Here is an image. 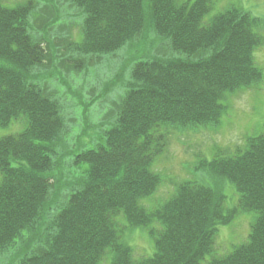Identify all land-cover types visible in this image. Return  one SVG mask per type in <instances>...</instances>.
<instances>
[{
    "label": "trees",
    "instance_id": "trees-1",
    "mask_svg": "<svg viewBox=\"0 0 264 264\" xmlns=\"http://www.w3.org/2000/svg\"><path fill=\"white\" fill-rule=\"evenodd\" d=\"M66 1L83 19L81 41L67 31L54 38L66 28L56 7L0 0V128L27 122L0 137V264H100L108 250L112 264H264V131L206 163L236 188L233 208L198 179L153 210L141 203L161 182L152 165L167 132L218 125L225 95L263 80L254 58L263 19L230 4L206 21L213 0ZM151 27L185 56L134 62L112 126L93 147L81 142L93 131L79 130L71 150L73 107L82 103L71 101L66 79ZM248 211L256 213L248 240L218 254L219 227ZM120 215L148 230L152 256L134 257Z\"/></svg>",
    "mask_w": 264,
    "mask_h": 264
},
{
    "label": "rangeland",
    "instance_id": "rangeland-1",
    "mask_svg": "<svg viewBox=\"0 0 264 264\" xmlns=\"http://www.w3.org/2000/svg\"><path fill=\"white\" fill-rule=\"evenodd\" d=\"M5 1L16 4L26 0ZM181 1L194 2L195 0ZM213 1L214 8L207 15L206 21L230 4H237L254 16L263 19L259 33L264 37V0ZM35 4L40 7L50 4L61 12L59 24L65 25L66 28L54 31L55 39H59L58 32L67 31L73 36L78 35L75 39L81 41L82 34L79 31L83 19L78 17L76 7H70L66 0H35ZM144 10L148 23L151 15L147 1H145ZM50 11L55 12L53 9ZM39 22L40 20L36 21L38 28ZM62 37L67 38L65 34ZM184 56L183 53L173 50L170 41L159 36L151 27L143 32L139 39H134V42L125 45L122 49L111 54L94 56L93 63L88 64L86 69L79 74H70L66 82L73 91L71 101L74 104L82 103L73 107L75 121L72 126L73 137L69 142L71 150L78 147L76 138L79 130L88 127L93 131L92 135L84 136L81 140L85 147H93L100 142V134L112 126L115 120L114 113L117 110L115 101L119 100L122 91L124 92L127 88L134 62L154 57L169 59ZM254 58L264 74V43L254 51ZM223 105L225 110L218 125L198 126L183 132L172 129L167 132L166 147L152 165V170L160 176L161 182L153 194L141 201L149 210L157 208L171 198L178 184L189 179L204 181L224 194L227 207L233 208L237 205L239 195L236 188L226 179L211 175L206 163L221 155H232L238 148L245 146L248 138L264 131V75L261 82L250 88L227 93ZM26 127L27 122L21 117L9 126L0 128V137L20 133ZM86 166V164L80 165V168L74 172L76 177L82 175L83 168ZM255 218L254 211L239 213L235 214L229 223L220 226L215 245L216 252L226 254L234 246L245 243ZM119 221L124 230L122 241L132 248L134 257L152 256L155 252V244L148 230L144 227L131 228L121 215ZM154 226L160 228L157 224ZM2 258L1 260H4ZM112 259L111 250H108L100 264H112Z\"/></svg>",
    "mask_w": 264,
    "mask_h": 264
}]
</instances>
